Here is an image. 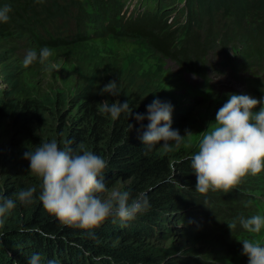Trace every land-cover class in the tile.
Listing matches in <instances>:
<instances>
[{
	"label": "rangeland",
	"instance_id": "1",
	"mask_svg": "<svg viewBox=\"0 0 264 264\" xmlns=\"http://www.w3.org/2000/svg\"><path fill=\"white\" fill-rule=\"evenodd\" d=\"M199 1L0 0V8L11 9L8 22L0 23V107L8 108V115L0 120V194L24 183L27 188L34 187V195L39 196L40 181L29 172L24 153L52 140L61 148H77L69 134L83 129L80 107L85 101L81 96L93 77L97 100L111 104L117 98L101 94L109 81L123 87L132 80L149 82L161 102H169L183 114L184 120L172 124V129L181 136L186 131L191 133L165 150L171 163L190 159L197 151L202 132L215 121L228 94L264 97V0H253L243 9L231 4L207 8L206 0L200 7ZM107 9L110 13L106 21L118 20L117 12L122 19L153 13L162 23L169 15L168 38L162 40L166 51L159 53L117 38L111 24L109 29L102 28L98 14ZM244 29L253 37L246 38ZM228 37V41L224 39ZM175 40L185 49L192 43L205 47L194 59L197 73L187 59L179 57ZM226 43L230 46L223 51L221 44ZM44 46L52 50L49 62L23 67L25 55L32 50L39 52ZM29 101L41 102L47 110L40 123L22 131L16 117ZM61 115L64 126L60 125ZM107 153L100 147L94 154L106 160ZM178 173L174 167L171 175L176 183L181 180ZM191 178L189 192L195 205L187 210L188 224L170 220L154 232L141 234L138 241L132 236L127 237L130 241L122 239L111 244L138 247L143 257L137 264H248L239 241L251 239L253 234L241 227L239 218L257 214L264 217V171L245 177L228 193L221 190L202 195L195 190V175ZM132 184L130 177L118 176L102 195L109 198L113 191H127L131 204L142 197L133 192ZM233 221L236 228L231 231L227 223ZM256 239L264 240V228ZM104 258H96L95 262Z\"/></svg>",
	"mask_w": 264,
	"mask_h": 264
},
{
	"label": "trees",
	"instance_id": "2",
	"mask_svg": "<svg viewBox=\"0 0 264 264\" xmlns=\"http://www.w3.org/2000/svg\"><path fill=\"white\" fill-rule=\"evenodd\" d=\"M253 0H206L207 8L231 7L243 9ZM204 7L203 0L199 1ZM195 4V0H194ZM264 8V2L261 3ZM198 8V7H197ZM167 8H164L166 11ZM110 13L98 14L101 18L99 23L102 28L109 29L110 24L114 26L113 33L120 39H129L134 43L158 50L164 53L166 50L162 40L168 38L170 24L162 23L157 14H146L130 19H122L118 13V20L106 21L105 17ZM155 13V12H154ZM250 12H246L248 15ZM245 37L252 38L244 29ZM229 40L230 37L224 38ZM180 58L187 59V64L197 73V59L203 49V45L192 43L188 48L175 40ZM225 51L230 44H221ZM191 47L194 49L190 51ZM190 48V49H189ZM96 78L93 77L84 88L81 101L85 103L80 107L83 129L71 132L69 139L78 145H83L87 150L98 151L99 148L108 151L106 155L107 167L102 173L106 186L109 189L118 176L130 177L133 180L132 190L142 195L140 202L147 200V205L142 207L132 219L122 223L119 219L108 218L94 229L86 230L79 227H70L61 223L56 217L48 214L34 195L33 202L22 204L16 200V207L3 219L0 225V264H28L33 254H39L40 264H137L141 261L143 253L138 247L131 245L123 246L122 239L130 241L132 236L138 241L141 234L154 232L160 228L163 222L170 220L180 221L188 224L187 210L193 208L191 181L195 174L191 168V159L171 163L170 156L165 154V148L161 144L155 145L150 151L142 145L138 139L140 131L146 130L149 123L147 119L137 122L134 118L136 113L147 115V106L153 100L158 99V93L154 92L151 83L139 84L131 81V84L123 87L117 85L120 95L114 102H128L133 111L122 112L118 118L113 119L108 114L99 111L101 100L96 99ZM163 102V101H162ZM169 103V102H166ZM47 110L46 105L38 101H29L22 107L16 117L20 129L31 128L41 122V115ZM43 112V113H42ZM8 115V108L0 107V120ZM57 120V115H53ZM60 125H65L64 115L59 117ZM184 120L181 112L173 109L171 114L172 124ZM132 125V127H131ZM143 125V128H142ZM173 141H169V146ZM102 145L106 146L103 148ZM176 167L181 178L180 183L173 180L171 173ZM110 175L107 176L106 174ZM13 184L15 182H12ZM20 183V182H17ZM28 189L24 183L8 188L7 192L0 195L16 199V193ZM128 237V238H127ZM105 257L99 262L96 258Z\"/></svg>",
	"mask_w": 264,
	"mask_h": 264
},
{
	"label": "clouds",
	"instance_id": "3",
	"mask_svg": "<svg viewBox=\"0 0 264 264\" xmlns=\"http://www.w3.org/2000/svg\"><path fill=\"white\" fill-rule=\"evenodd\" d=\"M9 7L0 8V23L9 20ZM136 17V16H135ZM132 18V17H131ZM126 19V18H125ZM130 19V18H128ZM52 50L44 46L39 52L29 51L23 59V67L49 62ZM120 95L116 81H109L101 94ZM259 107V110L255 109ZM99 111L116 119L122 112L131 111L128 102L109 104L100 102ZM173 106L155 99L147 106V115L136 113L137 122L149 121L146 130L140 131L138 139L149 151L157 144L169 148V141L177 143L184 136L171 127ZM132 127V125H131ZM143 128V125H142ZM197 151L190 157L191 168L196 177L195 190L206 195L209 191L228 193L235 189L245 177L257 176L264 171V97L257 99L246 94H228L227 101L218 109L214 122H210L196 145ZM29 161V172L40 181L39 201L43 209L61 223L81 229H94L110 217L122 223L132 219L135 213L147 205L146 198L129 201V192L113 191L109 198L102 173L107 161L82 144L77 148H61L55 140L43 142L34 151L24 153ZM36 189L28 188L17 192L16 199L0 195V225L4 217L16 207V200L30 204ZM241 227L251 239H243L242 255L248 264H264V240L256 239L264 228V217L252 215L240 217ZM232 231L236 222L227 223ZM39 254H33L28 264H40ZM48 264H53L49 261Z\"/></svg>",
	"mask_w": 264,
	"mask_h": 264
}]
</instances>
